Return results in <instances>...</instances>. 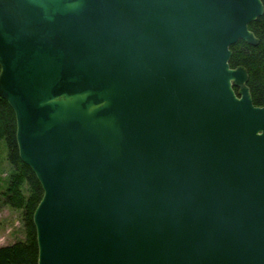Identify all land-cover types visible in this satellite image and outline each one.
Returning a JSON list of instances; mask_svg holds the SVG:
<instances>
[{"label":"water","instance_id":"water-1","mask_svg":"<svg viewBox=\"0 0 264 264\" xmlns=\"http://www.w3.org/2000/svg\"><path fill=\"white\" fill-rule=\"evenodd\" d=\"M263 13L0 0V97L43 191L37 264H264V106L229 65Z\"/></svg>","mask_w":264,"mask_h":264},{"label":"trees","instance_id":"trees-1","mask_svg":"<svg viewBox=\"0 0 264 264\" xmlns=\"http://www.w3.org/2000/svg\"><path fill=\"white\" fill-rule=\"evenodd\" d=\"M264 6V0H261ZM258 40L251 45L238 40L230 46L229 65L242 66L247 71V87L252 103L264 106V13L248 25ZM15 115L5 99L0 97V142L6 146V160L11 167L7 186L0 193L2 202L22 211L24 240L0 247V264H37V244L32 214L43 191L30 168L19 158L15 139Z\"/></svg>","mask_w":264,"mask_h":264},{"label":"rangeland","instance_id":"rangeland-1","mask_svg":"<svg viewBox=\"0 0 264 264\" xmlns=\"http://www.w3.org/2000/svg\"><path fill=\"white\" fill-rule=\"evenodd\" d=\"M11 167L6 160V146L0 142V193L7 186ZM24 240L22 211L11 208L2 202L0 196V247Z\"/></svg>","mask_w":264,"mask_h":264},{"label":"flooded vegetation","instance_id":"flooded-vegetation-1","mask_svg":"<svg viewBox=\"0 0 264 264\" xmlns=\"http://www.w3.org/2000/svg\"><path fill=\"white\" fill-rule=\"evenodd\" d=\"M235 91H236V89H235Z\"/></svg>","mask_w":264,"mask_h":264}]
</instances>
